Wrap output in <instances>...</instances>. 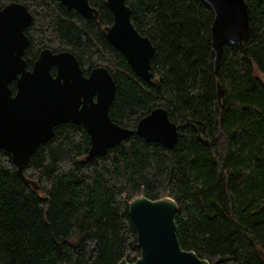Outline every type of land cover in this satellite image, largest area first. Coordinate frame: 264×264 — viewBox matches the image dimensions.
<instances>
[{"label": "trees", "instance_id": "16d2710c", "mask_svg": "<svg viewBox=\"0 0 264 264\" xmlns=\"http://www.w3.org/2000/svg\"><path fill=\"white\" fill-rule=\"evenodd\" d=\"M24 4L27 68L42 49L69 51L84 75L105 67L115 85L109 116L134 129L157 107L176 124L172 148L132 134L86 160L89 136L65 122L17 173L0 148V264H116L139 255L127 202L172 197L181 247L210 264H264V0H245L251 31L226 44L214 71L212 9L201 0H126L133 26L151 41V82L135 74L105 38V0L96 18L60 0ZM54 73V69H52ZM12 92L14 82L10 83ZM220 93V95H219ZM226 153L216 159V134Z\"/></svg>", "mask_w": 264, "mask_h": 264}, {"label": "water", "instance_id": "95a60500", "mask_svg": "<svg viewBox=\"0 0 264 264\" xmlns=\"http://www.w3.org/2000/svg\"><path fill=\"white\" fill-rule=\"evenodd\" d=\"M201 1L214 15L210 38L217 74L223 47L241 43L251 31L247 4L245 0ZM60 3L82 16H98L89 0ZM105 5L112 13V23L104 30L105 38L137 76L151 82V41L133 26L126 0H105ZM31 22L32 15L22 3L11 2L0 8V148L10 153L20 176L35 148L50 140L54 128L65 122L81 124L89 136L86 160L105 155L109 148L134 133L166 148L176 144L177 126L162 107L140 118L135 129L112 121L109 107L116 85L105 67H94L84 75L71 52L45 48L28 69L24 52L29 38L25 30ZM127 208L139 255L134 262L123 257L116 264H210L193 250L181 247L175 222L178 204L172 197L149 199L139 194L128 200Z\"/></svg>", "mask_w": 264, "mask_h": 264}, {"label": "rangeland", "instance_id": "374dc122", "mask_svg": "<svg viewBox=\"0 0 264 264\" xmlns=\"http://www.w3.org/2000/svg\"><path fill=\"white\" fill-rule=\"evenodd\" d=\"M258 76L260 77L261 80L264 81V75L258 73ZM216 150H217L216 159L218 162H221L226 153V138L224 133L221 131V129H219L216 134Z\"/></svg>", "mask_w": 264, "mask_h": 264}, {"label": "bare ground", "instance_id": "6f19581e", "mask_svg": "<svg viewBox=\"0 0 264 264\" xmlns=\"http://www.w3.org/2000/svg\"><path fill=\"white\" fill-rule=\"evenodd\" d=\"M111 25V24H110ZM136 127V126H135ZM124 128H126V127H124ZM130 129V128H129ZM135 129V128H134Z\"/></svg>", "mask_w": 264, "mask_h": 264}]
</instances>
